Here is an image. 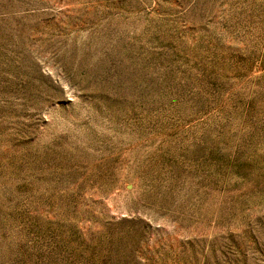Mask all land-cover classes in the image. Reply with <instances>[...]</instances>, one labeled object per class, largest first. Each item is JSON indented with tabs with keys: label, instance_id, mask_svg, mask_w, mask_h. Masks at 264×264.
Listing matches in <instances>:
<instances>
[{
	"label": "rangeland",
	"instance_id": "1",
	"mask_svg": "<svg viewBox=\"0 0 264 264\" xmlns=\"http://www.w3.org/2000/svg\"><path fill=\"white\" fill-rule=\"evenodd\" d=\"M0 264H264V0H0Z\"/></svg>",
	"mask_w": 264,
	"mask_h": 264
}]
</instances>
